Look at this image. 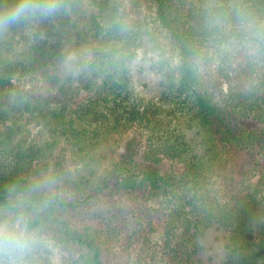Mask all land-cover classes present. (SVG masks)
Masks as SVG:
<instances>
[{
	"label": "trees",
	"instance_id": "16d2710c",
	"mask_svg": "<svg viewBox=\"0 0 264 264\" xmlns=\"http://www.w3.org/2000/svg\"><path fill=\"white\" fill-rule=\"evenodd\" d=\"M69 3L0 36V205L47 202L67 264H264V174L232 166L264 151V61L215 52L220 14L264 0ZM149 45L151 99L117 58Z\"/></svg>",
	"mask_w": 264,
	"mask_h": 264
},
{
	"label": "clouds",
	"instance_id": "9594fccd",
	"mask_svg": "<svg viewBox=\"0 0 264 264\" xmlns=\"http://www.w3.org/2000/svg\"><path fill=\"white\" fill-rule=\"evenodd\" d=\"M70 10L69 0H14V3L0 6V36L30 21L46 20ZM221 24L222 35L215 45L218 56H237L254 61H264V20L258 19L243 8ZM127 32L128 29L122 28ZM126 56L128 66L137 67L144 62L159 63L168 59L169 53L161 52L151 45L146 51L118 53L117 58ZM70 53L61 64V70L72 72ZM179 63L178 57L172 58ZM201 63L197 60V64ZM202 70V69H198ZM47 202L37 205L23 196L10 199L7 205H0V264H42L40 257H46L48 264H65L72 253L59 243L51 228L50 217L45 212Z\"/></svg>",
	"mask_w": 264,
	"mask_h": 264
},
{
	"label": "rangeland",
	"instance_id": "374dc122",
	"mask_svg": "<svg viewBox=\"0 0 264 264\" xmlns=\"http://www.w3.org/2000/svg\"><path fill=\"white\" fill-rule=\"evenodd\" d=\"M25 39L21 36L15 37V40L12 41L14 45H18L19 42H24ZM21 46V45H20ZM21 47H18V50H20ZM17 51V49H16ZM150 65L146 62L142 63L140 66H137L134 68V76H133V89L135 90V96L137 97H143V98H154L157 97L159 87L161 85V76H158L154 72L149 70ZM139 133L142 136V132L139 131ZM134 134L133 131L129 132L124 140L121 142V148L123 147L125 143V139L129 138L130 135ZM145 140V138H144ZM258 166L257 168V173L259 174H264V151H258L256 150L249 156V160L247 157H241L239 161H236L232 164L233 168L236 169V172L234 173L236 179L242 177V173L248 169V166L253 167V163H257ZM166 168H169L170 166H174L175 168H181V165L179 164H174L171 161H166L165 165ZM231 184V183H230ZM155 226H157L159 229L162 227V221L161 219L157 220L155 222ZM218 243V242H217ZM216 243V244H217ZM211 249V248H210ZM215 256L212 250H209L208 255H206V258H209L211 256ZM65 264H67V258L65 259Z\"/></svg>",
	"mask_w": 264,
	"mask_h": 264
}]
</instances>
